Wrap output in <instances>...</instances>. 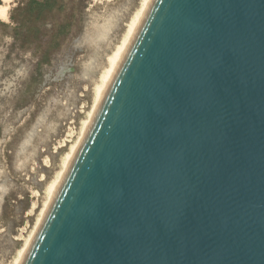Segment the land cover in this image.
I'll return each mask as SVG.
<instances>
[{"label": "water", "instance_id": "water-1", "mask_svg": "<svg viewBox=\"0 0 264 264\" xmlns=\"http://www.w3.org/2000/svg\"><path fill=\"white\" fill-rule=\"evenodd\" d=\"M20 264H264V0H151Z\"/></svg>", "mask_w": 264, "mask_h": 264}, {"label": "rangeland", "instance_id": "rangeland-1", "mask_svg": "<svg viewBox=\"0 0 264 264\" xmlns=\"http://www.w3.org/2000/svg\"><path fill=\"white\" fill-rule=\"evenodd\" d=\"M31 1L12 0L0 20V264L32 234L46 182L82 137L109 44L140 2L37 0L45 7L32 14Z\"/></svg>", "mask_w": 264, "mask_h": 264}, {"label": "bare ground", "instance_id": "bare-ground-1", "mask_svg": "<svg viewBox=\"0 0 264 264\" xmlns=\"http://www.w3.org/2000/svg\"><path fill=\"white\" fill-rule=\"evenodd\" d=\"M151 0H140L139 4L137 5V7L135 8V10L132 12V14L130 15L128 21L125 23L124 25V31L121 34V36L114 42V43H110L109 44V48H108V54L105 57V61L104 64L102 65V67H100L99 69V73H98V77L95 79V81L93 82V87H92V94H93V104H92V109L89 113V119L87 121H85L83 123V127H82V135H80V137L84 135L91 119L92 116L106 90V87L136 29V27L138 26L148 4L150 3ZM0 20L6 22L8 19V12L9 11V7L10 4L12 2V0H0ZM12 8V7H11ZM119 14V13H118ZM115 20V19H113ZM109 25L110 23H108L107 25H103L102 27V31H101V36L102 37H106V35L109 32ZM112 25V24H111ZM113 34V33H112ZM82 137L80 138V140L75 143V145H73L71 147L70 152H68V154L65 155V157L62 159V169L61 171L57 172V176L54 180L50 181V182H46L45 184V204L43 205V209L40 211V215L38 216L39 219L37 220V224L32 232V234L28 237V239L25 241V245L22 246L23 248L18 252V257L15 261H13L12 263H7V264H20L60 182L61 179L82 139ZM64 145V144H63ZM70 148V147H69ZM60 169V168H59ZM55 176V175H54ZM35 206V205H34ZM33 208V207H32ZM32 211V210H31ZM38 215V214H37Z\"/></svg>", "mask_w": 264, "mask_h": 264}, {"label": "trees", "instance_id": "trees-1", "mask_svg": "<svg viewBox=\"0 0 264 264\" xmlns=\"http://www.w3.org/2000/svg\"><path fill=\"white\" fill-rule=\"evenodd\" d=\"M31 5H32V7H31V11H32V14L34 13V11H35V5H37L38 6V12L40 13L41 12V10H42V7H45V5L43 6L40 2H38L37 0H32L31 1ZM34 6V7H33ZM37 11V10H36ZM37 16H38V14H37Z\"/></svg>", "mask_w": 264, "mask_h": 264}]
</instances>
